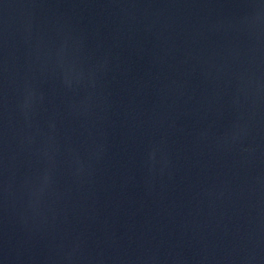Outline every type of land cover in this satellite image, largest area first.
<instances>
[{
    "label": "water",
    "instance_id": "water-1",
    "mask_svg": "<svg viewBox=\"0 0 264 264\" xmlns=\"http://www.w3.org/2000/svg\"><path fill=\"white\" fill-rule=\"evenodd\" d=\"M0 264H264V0H0Z\"/></svg>",
    "mask_w": 264,
    "mask_h": 264
}]
</instances>
